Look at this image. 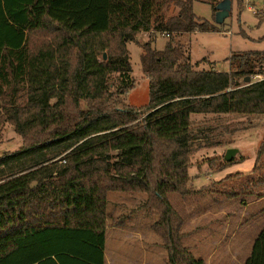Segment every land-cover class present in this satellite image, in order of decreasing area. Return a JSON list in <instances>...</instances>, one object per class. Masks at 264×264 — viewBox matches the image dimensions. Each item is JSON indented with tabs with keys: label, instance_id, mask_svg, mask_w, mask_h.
Segmentation results:
<instances>
[{
	"label": "trees",
	"instance_id": "trees-1",
	"mask_svg": "<svg viewBox=\"0 0 264 264\" xmlns=\"http://www.w3.org/2000/svg\"><path fill=\"white\" fill-rule=\"evenodd\" d=\"M64 1L0 0V121L25 142L0 155V264H104L107 194L135 188L165 206L169 262L179 264L165 194L188 178L190 116L264 114V50L233 53L229 71L195 69L175 38L217 27L195 15L194 0H159L173 13L157 8L153 29L168 38L162 49L141 45L148 102L136 107L124 99L134 88L126 45L138 26L118 13L79 14L101 1ZM41 30L55 41L30 47L29 34ZM253 74L262 77L246 82ZM256 169L264 182V139ZM184 253L183 264H204ZM244 264H264V227Z\"/></svg>",
	"mask_w": 264,
	"mask_h": 264
},
{
	"label": "rangeland",
	"instance_id": "rangeland-1",
	"mask_svg": "<svg viewBox=\"0 0 264 264\" xmlns=\"http://www.w3.org/2000/svg\"><path fill=\"white\" fill-rule=\"evenodd\" d=\"M98 1L101 2L87 3L85 8L79 10V14H88L94 20L104 21L106 17L117 19L118 13L123 19V25L138 26L136 40L126 45L134 88L126 93L124 101L136 107L145 105L148 102V78L143 74L139 62L141 45L150 40L152 47L163 48L168 36L153 29L154 16L157 8L166 15L173 13V9L161 6L159 0H120L118 3ZM220 1L194 0L192 6L195 15L212 22L217 32H193L175 38L190 56L195 69L229 71L227 58L233 53L264 50V39H261L264 36V19L259 21L258 18L264 12V0H231L227 16L221 23H215L211 7L217 6ZM69 2L64 1L63 5H72ZM140 18L142 22L137 23ZM54 41L51 31L41 30L29 34L28 44L30 47L47 46ZM261 70L264 71V63ZM261 77L260 74L248 76L251 81ZM239 80L242 84L245 82L242 77ZM190 122L192 136L189 151L185 154L188 178L178 191L165 194L170 206L168 226L177 238L181 252L177 254L179 264H183L184 250H189L195 258L203 259L205 264L206 256L224 240L225 231L219 228L226 218L225 214L219 215L217 222L220 225L216 226L213 217L208 220L209 223L202 219V225L211 226L208 228L212 235L206 238V243H201L197 229L200 224L199 209H203V206L211 209L218 205L227 206L230 212V232L244 240L245 246L264 227V182H258L262 178L260 170H252L264 139V114L198 113L191 114ZM24 144L23 136L15 132L12 123L0 121V155L16 151ZM227 148L237 149L231 158L234 161L230 164L224 157ZM120 194L119 191L107 194L106 208L111 218H107L106 224L109 227L114 226L115 218H121L123 211L117 198ZM126 194L134 199L133 207L137 217L135 231L139 234L124 242L110 228L105 234L104 244L107 260L115 264L128 261L133 264H170L167 224L162 215L165 206L142 189L127 190ZM156 220L157 231L154 227ZM242 258L239 255L238 261ZM210 264H220V261Z\"/></svg>",
	"mask_w": 264,
	"mask_h": 264
},
{
	"label": "crops",
	"instance_id": "crops-1",
	"mask_svg": "<svg viewBox=\"0 0 264 264\" xmlns=\"http://www.w3.org/2000/svg\"><path fill=\"white\" fill-rule=\"evenodd\" d=\"M122 194H120L117 198L118 200V205L123 211L121 213V218L119 221L118 225L115 226H108V223L106 225L105 229V234L107 231L111 228L113 230L112 233L118 235L122 241H127L129 238H132L136 234H139L137 231H135L136 227V222L135 219L137 217L136 213L134 211V199L132 197H128L126 194V191H119ZM200 214H199V222L200 224L198 225V235H200V241L201 243H206V238L210 235H212V232L210 231L208 227H211L210 225L206 226V224L202 225L201 221L202 219L206 222L209 223L208 220L213 217V223L214 226L220 225L217 221V217L221 214H225L224 222L221 223V227L219 230H224V240L220 243L221 245L218 246L217 249L213 248V251L206 256V262L205 264H210L211 262H219L220 264H244L245 259L248 257L251 251V247L253 244V241L255 237H253L250 241V244L245 246L244 245V240L240 238H236L234 232H230V212L228 213L229 208L227 206H220L218 205L216 208L211 209L209 206H203V209H199ZM211 211H213V216H211ZM120 217V216H119ZM204 222V223H205ZM213 226V227H214ZM243 256L241 261H238V256ZM211 261V262H209ZM104 264H115L112 261H108L105 253H104ZM119 264H133L130 261L128 262H123Z\"/></svg>",
	"mask_w": 264,
	"mask_h": 264
},
{
	"label": "water",
	"instance_id": "water-1",
	"mask_svg": "<svg viewBox=\"0 0 264 264\" xmlns=\"http://www.w3.org/2000/svg\"><path fill=\"white\" fill-rule=\"evenodd\" d=\"M230 6H231V0H222L218 3L217 6H215V8L217 9L215 23H221L223 21V18L228 14V10L230 9ZM246 80H249V78L246 77ZM236 151H237L236 148H227L224 154L225 160L230 161L232 156L236 153Z\"/></svg>",
	"mask_w": 264,
	"mask_h": 264
}]
</instances>
